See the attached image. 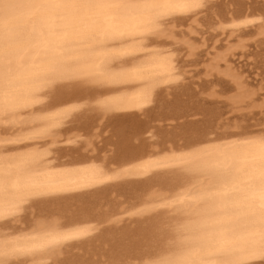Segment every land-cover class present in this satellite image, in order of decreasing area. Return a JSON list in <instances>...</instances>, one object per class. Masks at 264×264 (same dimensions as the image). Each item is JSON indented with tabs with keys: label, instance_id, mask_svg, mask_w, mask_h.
Returning <instances> with one entry per match:
<instances>
[{
	"label": "bare ground",
	"instance_id": "6f19581e",
	"mask_svg": "<svg viewBox=\"0 0 264 264\" xmlns=\"http://www.w3.org/2000/svg\"><path fill=\"white\" fill-rule=\"evenodd\" d=\"M254 1L0 0V264H264V123L160 142L145 119L204 29L207 75L258 98L231 60L264 43ZM107 121L109 156L79 130Z\"/></svg>",
	"mask_w": 264,
	"mask_h": 264
},
{
	"label": "rangeland",
	"instance_id": "374dc122",
	"mask_svg": "<svg viewBox=\"0 0 264 264\" xmlns=\"http://www.w3.org/2000/svg\"><path fill=\"white\" fill-rule=\"evenodd\" d=\"M223 1L225 2V5L223 6L229 7L233 3V0H219V2L215 4L214 9H221L222 4H224ZM242 1H248L249 6L255 2L254 0ZM258 1L260 2V6L259 4L252 6L261 8L263 2L260 0ZM226 2L228 5H226ZM209 13L206 15H209ZM211 17L212 15L210 14L209 18ZM205 19V21L209 20L206 17ZM210 31L211 30L207 31V29H204V33L202 35H205L204 37L210 38L208 51L212 53L213 51L211 50V47L213 45L212 41L214 42V37H210ZM206 32H208L209 35ZM251 34L252 33H249L245 37L247 38ZM252 35L249 37V40L247 38V42H245L247 45V51L244 52L245 55L240 50H237L235 56L231 60L236 69H238L247 79L246 82L248 86L246 85L247 87L245 88V91H257L263 89L262 91H259L258 98L254 101H249L246 104L244 103L233 106L229 99L227 100V98L234 94V86L230 80L224 78L222 75H219V77L214 74H212V76L207 75L205 66L209 63L211 57L207 55V48H200L195 58L189 59L186 56L184 57H186L187 60L183 58L185 60L186 66H188V71H190V75L188 74L190 78H188L187 75V80L183 82V87H181L179 90H176L175 92L173 91V93H170L168 96L166 95L163 100L159 102V104L154 106V109L149 113V115L145 117L146 121L154 127L155 132H157L159 135V140L162 138L160 142L170 139L172 135L173 136L171 139L174 138L176 132L185 135L188 133L187 131H192L193 129L202 130L203 128L205 129V127L207 128L210 126L217 127L215 125H218L219 127L221 126V128L224 126L222 129L229 128V126L234 127L237 124L239 127L246 130L251 128L255 129L253 127L256 126H258L256 127L258 129L262 128L260 125L264 123V107L259 109V107L256 106L261 102H264V43H260L259 39L254 41L255 38L252 37ZM262 42H264L263 39ZM198 43L201 44L202 40H198ZM231 43L235 44L236 39H233ZM225 46L226 42L223 38L222 42L218 44V48L219 50L223 51ZM211 93H213V95ZM174 118L176 119L174 120ZM93 126L94 125H91V127ZM71 127L74 130H72ZM91 127H80L79 130L82 133L85 131L86 136L89 137L92 142L94 141L93 144H95L96 148L98 147L100 152L104 151L103 154L108 156L113 155V150L116 148L115 140L118 138V128H115L116 125L107 121L106 124H103L100 126V128H98V132L93 130L95 126L93 129ZM70 129L71 131L76 132L74 125L70 126L68 129L69 131L67 130V132L71 133ZM88 129L93 131L88 132ZM105 139L107 140L105 141ZM169 141L172 140H168L167 142ZM83 147L84 146H81L80 148L84 149Z\"/></svg>",
	"mask_w": 264,
	"mask_h": 264
}]
</instances>
